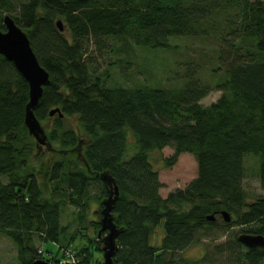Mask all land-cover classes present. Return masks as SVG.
<instances>
[{"label": "trees", "instance_id": "16d2710c", "mask_svg": "<svg viewBox=\"0 0 264 264\" xmlns=\"http://www.w3.org/2000/svg\"><path fill=\"white\" fill-rule=\"evenodd\" d=\"M0 15H10L28 33L50 74L35 111L50 141L68 149L86 136L87 165L61 157L48 167L44 188L34 162L38 146L25 125L29 84L0 54V232L17 245L22 264L52 262L39 253L36 239L65 246L66 228L59 222L69 202L79 208L80 223L100 230L99 219L87 220V209L93 187L104 207L108 188L102 172L120 189L113 210L121 229L116 264H264V248L239 241L243 233L264 235V195L250 199L244 187L245 158L254 155L264 189V0H0ZM0 26L6 30L3 20ZM180 37L218 42L214 72L223 73L213 84L190 62L180 84L108 85L110 73L97 72L86 46L111 38L128 53L139 47L170 50ZM216 89L221 96L204 105L202 99ZM54 108L64 116H50ZM167 146L174 153L165 167L190 153L198 175L164 198L151 154ZM222 210L231 221L207 219ZM163 220L166 235L161 246L152 245ZM234 226L240 229L202 258L177 255L212 236L219 240L218 228L228 232ZM96 242L100 248L102 238ZM79 252L83 262L89 260L88 248Z\"/></svg>", "mask_w": 264, "mask_h": 264}, {"label": "rangeland", "instance_id": "374dc122", "mask_svg": "<svg viewBox=\"0 0 264 264\" xmlns=\"http://www.w3.org/2000/svg\"><path fill=\"white\" fill-rule=\"evenodd\" d=\"M26 0H19V2ZM173 46L176 48L170 50H153L151 48L139 47L131 50L129 53L121 49V42L105 38V45L98 44L94 41L91 43L87 41L88 53L91 60L95 61L97 65V72H109L110 80L108 85L113 83H150L152 84H166L172 86L182 82V75L191 62L200 68L198 75L204 78L209 83L213 84L215 78L223 73L214 72V68L218 65V42L212 37H180L172 41ZM98 44V45H97ZM123 65V67H121ZM122 70L128 74L125 76ZM222 92L220 90L212 91L207 97L202 99L204 105H210L216 101ZM77 123V118L74 117L72 123ZM81 142L75 148L64 149L56 147L52 143L50 147H38L34 162L40 169V180L42 186L48 187V173L47 169L56 160L64 156H72L78 159L82 165H87L84 158L83 148L86 143V136L81 134ZM35 139V138H34ZM36 141V140H35ZM134 138H130V151H133ZM174 153L172 146H167L161 151H155L151 154L154 167L159 171L160 180L163 187L160 190L161 195L166 198L171 192L178 188H186L198 175V162L195 157L190 153L181 154L179 161L171 168L165 167L164 160ZM259 159L254 155H248L245 158L246 173L244 178V187L249 193L250 199H254L259 195H264L261 178L259 177ZM99 188L93 187L89 194V208L87 209V220L101 219L102 208L97 200V193ZM98 213V215H97ZM79 208L72 203H67L63 207V212L60 217L59 226L66 228L65 238L63 243L65 246L61 247L53 242L42 244L41 241L36 239L38 248L43 249L48 256L52 258L53 264L59 260L71 262V260L78 259L79 264H98L104 262L102 246L96 242L99 238V230L91 227L88 222L80 223ZM217 219L223 221L222 214H217ZM239 226H234L230 231L216 230L215 232L220 235V239L215 241L214 236L212 239H204L202 242L190 246L186 251L179 252V257H186L191 260L200 259L205 255L207 250H212L216 244L223 242L227 237H232L238 230ZM81 230V231H80ZM62 229L59 228V232ZM225 233V236L222 234ZM76 234V235H75ZM104 235V233H103ZM166 232L164 228V220L155 229L150 238L152 245L161 246ZM74 236V237H73ZM63 236H60L62 238ZM88 248L89 260L83 262L80 256L79 249ZM69 249H73L75 255L70 257ZM47 251L53 253L48 254ZM54 252H57L55 254ZM40 253V252H39ZM72 254V253H71ZM84 254V253H83ZM84 256V255H83ZM56 258V259H55ZM0 264H22L17 245L0 232Z\"/></svg>", "mask_w": 264, "mask_h": 264}, {"label": "water", "instance_id": "95a60500", "mask_svg": "<svg viewBox=\"0 0 264 264\" xmlns=\"http://www.w3.org/2000/svg\"><path fill=\"white\" fill-rule=\"evenodd\" d=\"M6 27L4 31L0 26V54L11 61L16 69L22 74L29 84V101L26 105L25 125L29 134L36 140L37 146L43 147L52 145L47 133V126L36 116L35 111L41 103L44 95V88L50 84V74L40 63L36 52L34 51L28 33L19 26L15 19L10 15H0V24ZM57 25L61 31L65 29L63 21L60 19ZM59 113L63 117L60 108H54L50 111V116ZM101 178L108 188V196L103 201L104 207L101 212V228L98 232L99 238H102L104 246L102 247L104 262L103 264H116L115 256L119 249L118 235L121 232L113 217V210L120 196L119 186L109 172H102ZM217 212L207 215V219L214 221L217 219ZM223 219L231 221V214L228 210L220 211ZM104 233V235H103ZM239 241L247 247L264 248V235L243 233L239 235ZM30 264H53L45 259H37Z\"/></svg>", "mask_w": 264, "mask_h": 264}, {"label": "built area", "instance_id": "2783aa9c", "mask_svg": "<svg viewBox=\"0 0 264 264\" xmlns=\"http://www.w3.org/2000/svg\"><path fill=\"white\" fill-rule=\"evenodd\" d=\"M39 252H40V254H46V252L41 248H40ZM68 253L70 254V257L75 255V253H73V249H69ZM79 263H80V261L78 259H75V258L73 260H71V262H65L63 260H59V261L55 262V264H79Z\"/></svg>", "mask_w": 264, "mask_h": 264}]
</instances>
